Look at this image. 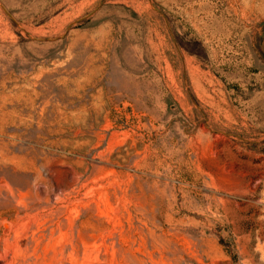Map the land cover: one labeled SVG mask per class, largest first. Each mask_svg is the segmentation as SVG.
<instances>
[{"label": "rangeland", "instance_id": "obj_1", "mask_svg": "<svg viewBox=\"0 0 264 264\" xmlns=\"http://www.w3.org/2000/svg\"><path fill=\"white\" fill-rule=\"evenodd\" d=\"M0 264H264V0H0Z\"/></svg>", "mask_w": 264, "mask_h": 264}, {"label": "bare ground", "instance_id": "obj_2", "mask_svg": "<svg viewBox=\"0 0 264 264\" xmlns=\"http://www.w3.org/2000/svg\"><path fill=\"white\" fill-rule=\"evenodd\" d=\"M8 231H9L8 224H4V233L6 234V233H8Z\"/></svg>", "mask_w": 264, "mask_h": 264}]
</instances>
